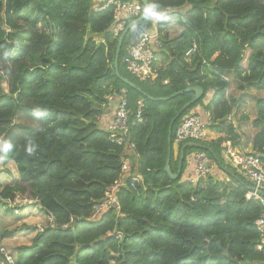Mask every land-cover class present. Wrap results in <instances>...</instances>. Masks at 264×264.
<instances>
[{
    "label": "trees",
    "instance_id": "1",
    "mask_svg": "<svg viewBox=\"0 0 264 264\" xmlns=\"http://www.w3.org/2000/svg\"><path fill=\"white\" fill-rule=\"evenodd\" d=\"M148 4L157 5L162 17L154 19L160 43L155 57L161 55L164 66L157 69L155 62L157 79L141 82L123 64L134 30L153 26L151 13L125 36L118 63L119 75L138 92L114 71L122 34L113 33L114 7L95 12L94 0H0V168L13 164L18 176L13 184L0 183V208L10 211L8 203L16 198L36 200L53 222L13 264H264L255 228L263 205L246 199L251 183L223 162L220 148L227 137L239 143L227 124L235 107L227 96L230 76L238 91L262 94L253 100L251 147L264 156V0ZM174 28L183 31L170 39ZM194 86L203 96L173 125L171 173L177 172L181 148L175 155L176 129L194 108L210 113L209 129L221 136L197 142L207 150L186 149L181 174L171 180L164 172L168 127L194 93L165 102L148 98ZM122 91L127 139L134 146L129 152L99 124L106 98ZM5 143L11 144L7 150ZM195 152L216 157L232 174L229 181L210 175L192 184L194 162L191 173L184 172ZM124 160L129 173H122ZM132 175L141 178L133 188ZM121 178L126 186L116 192L118 210L92 218Z\"/></svg>",
    "mask_w": 264,
    "mask_h": 264
},
{
    "label": "built area",
    "instance_id": "2",
    "mask_svg": "<svg viewBox=\"0 0 264 264\" xmlns=\"http://www.w3.org/2000/svg\"><path fill=\"white\" fill-rule=\"evenodd\" d=\"M114 7L115 26L113 33L117 35L127 27V24L138 20L143 14V5L137 0L120 1V0H105L102 5L98 4L94 7L95 12L102 11L108 7ZM153 26L147 24L138 26L132 35L130 46L123 58V64L126 71L141 82L154 81L157 79V73L154 69L156 61L155 52L160 48V43L157 38L155 20L151 19ZM138 30V31H137ZM195 51V44L192 50L187 53V56ZM164 83H167L165 81ZM115 103L114 111L111 120L105 126V131L108 133L110 140L118 146H124L129 152L134 149V146L128 142L129 134V110L127 106L126 92L122 91L118 96H109L106 98V103L102 106L105 113L108 107ZM138 112L136 121L141 122L140 110L142 102H137ZM211 115L206 112L205 116L198 113H189L184 116L175 132L174 147L178 148L185 143H197L199 141H208L210 137ZM221 158L223 162L235 171V173L251 183L253 191H249L246 195L247 200L255 199L263 205V212L255 223V228L259 234L260 240L257 245V250H264V198L259 192H264V162L262 157L250 151L242 150L228 139L221 143ZM194 176L190 182L195 184L200 179L210 176L218 169L216 162L209 158L205 152H195L193 154ZM122 173H129L128 160L122 163ZM141 178L138 175L130 177L129 186L134 187L140 182ZM227 182L229 181L227 177ZM126 182L122 178L115 182L105 192L103 200L94 207L95 218L104 210H118V202L116 192L125 187ZM14 214H18L22 207H31L35 205L39 208L36 200L16 198L13 202ZM50 219V218H49ZM51 221V226L53 222ZM120 239V235H117ZM14 259L4 248L0 247V264H13Z\"/></svg>",
    "mask_w": 264,
    "mask_h": 264
},
{
    "label": "rangeland",
    "instance_id": "3",
    "mask_svg": "<svg viewBox=\"0 0 264 264\" xmlns=\"http://www.w3.org/2000/svg\"><path fill=\"white\" fill-rule=\"evenodd\" d=\"M182 28L174 29L171 32L173 37L175 34L181 33ZM230 89L227 93L229 100H233L234 108L230 117L227 118V124H230L237 130L239 128H248L252 131V120L255 118L254 98L262 96L261 93L253 91H238L234 80L228 76ZM193 111V110H192ZM244 118H247L245 120ZM240 125V127H239ZM255 133V130L253 131ZM224 136L226 134H223ZM227 139H230L227 137ZM231 141V140H230ZM233 143V141H231ZM187 163V160H186ZM185 163V165H186ZM17 171L13 164L2 166L0 168V183L13 184L17 180ZM15 206L8 205L7 208H0V247L4 248L13 259L25 252V248H29L35 235L47 227H51V221L44 213H41L35 205L31 207H22L18 214L13 213Z\"/></svg>",
    "mask_w": 264,
    "mask_h": 264
},
{
    "label": "water",
    "instance_id": "4",
    "mask_svg": "<svg viewBox=\"0 0 264 264\" xmlns=\"http://www.w3.org/2000/svg\"><path fill=\"white\" fill-rule=\"evenodd\" d=\"M120 1H129V0H120ZM141 2V4L143 5V14L142 16L136 20V21H132L129 25H127V27L123 30L121 36L118 39L117 42V47H116V51H115V57H114V71L115 74L117 76V78L119 80H121L125 85L129 86L130 88L140 92V90L131 82H129L127 79L122 78L119 75L118 72V63H119V57H120V52H121V47L124 41L125 36L127 35V33H129L134 27H136L137 25H139L140 23H142L145 18L148 16V13L146 15V11L149 8V4H148V0H139ZM188 92H193L194 93V98L193 100H191L190 102H188L186 105H184L181 110L179 111V113L171 120L169 127H168V134H167V143H168V153H167V159L165 161V165H164V172L167 174V176L171 179V180H177L181 174V169H182V163L184 160V152L186 149H199V150H207V148L203 147L200 144L197 143H185L181 146L180 150H179V161H178V169L177 172L175 174H172L169 168V164H170V157H171V135H172V128L173 125L175 124V122L183 115V113L185 111H187L191 106H193L196 102H198L202 96H203V90L201 87L198 86H194V87H188L183 91H180L176 94H173L172 96L168 97V98H159V99H152V98H148L151 101H159V102H165L168 101L169 99H172L178 95L184 94V93H188ZM264 159V156L262 157ZM214 161L216 162V164L218 165V167L222 170H225V168L221 165L220 161L216 158L213 157ZM229 173V172H228ZM230 174V173H229ZM249 191H253L252 188H248ZM259 194L264 198V192H259Z\"/></svg>",
    "mask_w": 264,
    "mask_h": 264
},
{
    "label": "crops",
    "instance_id": "5",
    "mask_svg": "<svg viewBox=\"0 0 264 264\" xmlns=\"http://www.w3.org/2000/svg\"><path fill=\"white\" fill-rule=\"evenodd\" d=\"M105 0H94V3L96 4H101L103 3ZM150 27V26H149ZM174 29H180V28H174ZM174 29H171L169 32H168V36L170 39H173V38H176V37H179V35L182 33L183 29L181 30V33L179 34H175L173 37L171 36V32L174 30ZM138 31V30H137ZM157 53H160V50H156ZM162 56L161 55H156V68H162L164 66V63H162ZM210 98V95H208L206 97V100L207 101L208 99ZM114 106H115V103H112L109 107H108V110L107 112L104 114V116H102V118L100 119V122L99 124L101 125V127L103 128V126L105 127L107 125V123L111 120L112 118V115H113V111H114ZM192 113H198V114H202L203 116H205L206 114V111L203 109L202 106H198L196 108L193 109ZM240 127V125H239ZM249 128V127H248ZM248 128H239L236 132H237V135L239 136V143L237 144V147L242 149V150H246V151H250L252 152V144H251V140H252V137L254 135L253 131H247ZM253 128V127H252ZM210 137L208 139V141H213V140H216L218 139L221 135L217 134L215 131H210ZM178 153V150L176 147H174V154L177 155ZM193 154L194 153H191L190 155H188L187 157V163H186V169H185V172H184V177L187 175H189L191 173V171L193 170L192 168V164H193ZM219 168V167H218ZM232 174H229L226 170H222V169H217L214 171V173L212 174V176H214L216 179L218 180H227V177L230 176Z\"/></svg>",
    "mask_w": 264,
    "mask_h": 264
},
{
    "label": "clouds",
    "instance_id": "6",
    "mask_svg": "<svg viewBox=\"0 0 264 264\" xmlns=\"http://www.w3.org/2000/svg\"><path fill=\"white\" fill-rule=\"evenodd\" d=\"M157 7H158L157 5H151V6L147 9V11H146V15H147V13H151V14H152V15H151L150 17H148V18H153V19H161V18H162L161 15H160V13L155 11V9H156ZM10 147H11V144H9V143H5V144L3 145V149H4V150H7V149L10 148Z\"/></svg>",
    "mask_w": 264,
    "mask_h": 264
}]
</instances>
